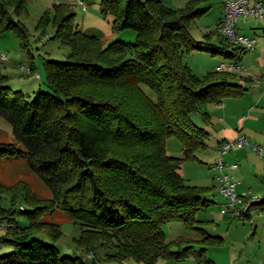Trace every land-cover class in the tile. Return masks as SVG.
Masks as SVG:
<instances>
[{"label": "trees", "instance_id": "1", "mask_svg": "<svg viewBox=\"0 0 264 264\" xmlns=\"http://www.w3.org/2000/svg\"><path fill=\"white\" fill-rule=\"evenodd\" d=\"M200 1L172 7L161 0H101L100 10L113 15V28L135 30L131 43H103L98 35L79 30L70 5L58 3L51 10L53 34L70 50L66 60H43L47 88L27 99L10 91L0 70V116L16 139L0 141V159L24 155L50 189V202L79 223L77 243L92 249L93 258L96 243L113 249L105 258L116 259L106 264H122L125 256L157 264L159 256L192 252V242L203 249L222 241L198 224L194 213L208 203L199 188L185 182L179 166L208 137L191 117L199 103L241 94L246 86L231 81L234 72L228 70L213 68L198 76L179 56L183 47H205L235 58L244 47L232 43L219 27L217 43H191L187 27L203 11ZM25 6L26 0H0V33L16 29L23 36L25 26L11 12H24ZM171 134L182 142L183 157L166 152L165 137ZM1 192L12 196L10 206L0 207L8 220L16 211L17 196L31 202L28 191ZM30 205L20 208L29 218L38 207ZM257 205L264 209L263 202ZM171 218L183 220L199 238L165 240L162 223ZM34 229L43 230L52 242L31 234ZM4 232L2 238L12 249L0 255V264H96L95 259L88 263L81 255L70 260L59 253L54 244L61 235L59 223L30 218L26 226L7 224ZM199 264H212V259Z\"/></svg>", "mask_w": 264, "mask_h": 264}, {"label": "rangeland", "instance_id": "2", "mask_svg": "<svg viewBox=\"0 0 264 264\" xmlns=\"http://www.w3.org/2000/svg\"><path fill=\"white\" fill-rule=\"evenodd\" d=\"M100 1L26 0V11L16 13L12 10V17L15 21L22 22L25 29L23 36L16 29H8L0 33V50L5 54L4 59L0 58V70L5 74L3 81L9 86L10 91L18 90L23 93L25 98L29 99L36 90L47 88L43 60L67 59L69 46L53 34L54 28L50 22L53 5L58 3L69 4L77 28L85 33L98 35L103 43L115 39L124 43L134 42L135 30L130 27L113 28V15L100 10ZM161 1L168 6L178 7L185 5L188 0ZM261 2L264 3V0ZM197 6L203 8V11L188 23L187 29L190 41L192 40L191 43L200 40L217 43L216 37L220 35L215 29L219 27L222 18V0H201ZM236 32L255 40L253 48L244 49L239 57H229L222 52H212L210 48L205 47H194L189 50L183 47V52L179 56L182 62L198 76L213 69L222 60H234L243 68V71H234L235 75L231 81L241 82L247 88L242 94L221 97L222 102L225 99L230 101L229 109L224 110L225 115L221 113L220 102L215 100L200 102L197 110L191 114L193 121L208 131V137L205 139L204 146L201 145L195 149L190 158H182L179 166V172L185 182L199 188L200 196L205 198L208 203L194 213V217L199 220L198 224L204 227L210 235H220L222 241L218 245H207L203 249L201 244L192 242V252L178 258L159 256L157 264H199L200 261L207 258L213 260L212 264H261L264 260V210L262 212L253 211L250 217L243 218L222 213L220 204L226 198L217 188L216 174L219 173V169L215 166V161L218 140L223 137L226 140L234 138L226 134L227 131H224L222 136V127L224 126L234 131L236 128H240L250 143L249 146H242L245 151H248V161L242 159V156L238 155L234 148H230L222 156L224 167L233 162L237 163L238 167L235 170L237 174L244 172L246 179L256 180L264 188V99L261 102H254L255 105H252L251 109V105H249L255 99L258 90L264 89V58H262L263 61L258 59L255 51L256 47L260 49L259 44L264 45V20L250 16H246L243 20L239 16ZM22 44H26L25 47ZM31 63L33 67L31 73L25 74L20 70V64L30 65ZM246 75L249 78H244ZM141 87L144 90H149L144 84ZM93 93L96 94L97 91H93ZM129 100L140 101L135 97H130ZM204 111H207L209 118ZM245 118L247 119L243 123ZM0 141L16 142L10 123L2 116H0ZM252 144L261 146L262 152L259 153L251 146ZM18 145L20 144L18 143ZM182 147V142L176 136L171 134L165 137V149L168 155L183 157ZM116 150H118L117 147ZM239 178L243 181L241 176ZM245 187V189L250 188L252 194L264 196V190H258L250 184ZM1 188H6L10 192L17 190L30 192L33 195H31L30 203L38 206L34 213H31L30 218L36 222L59 223L61 235L54 241V244L60 254L67 255L70 260L74 258L75 254H78L81 255L79 256L81 258H87L88 263L95 259L96 264L101 262L106 264L112 262V259H116L112 255L105 258L106 253L112 252L113 249L108 244L96 243L99 240L92 242V244L96 243L94 258L92 249H86L77 243L81 234L79 223L69 218L61 208L50 202V189L45 185L43 179L28 167L24 155L13 154L0 159ZM241 189V187L237 188V190ZM11 201L10 194L0 193V207L6 209L10 206ZM30 203L27 202L24 195H19L13 203L16 211L10 220L2 217L0 213V255L12 249V245L2 238L7 224L26 226L30 223L27 213L20 209H30ZM257 207L259 206L256 205L255 208ZM162 229L165 240L169 241L179 236L198 237L193 229H189L184 221L178 218L165 220L162 223ZM31 234L52 242L51 237L41 229H34ZM88 254H91L92 258L88 257ZM121 262L122 264H144L129 256L123 257Z\"/></svg>", "mask_w": 264, "mask_h": 264}, {"label": "built area", "instance_id": "3", "mask_svg": "<svg viewBox=\"0 0 264 264\" xmlns=\"http://www.w3.org/2000/svg\"><path fill=\"white\" fill-rule=\"evenodd\" d=\"M222 18L219 22V27L222 34L227 37L232 43L242 45L244 49L253 48L254 38H250L241 33L236 32L237 22L239 16L244 19L246 16L257 17L264 20V7L261 0H222ZM0 58L4 59L5 54L0 50ZM217 70H228V71H243V68L236 64L234 60H222L218 62L215 67ZM20 70L25 74L31 73L29 65L20 64ZM38 76V73H36ZM220 104L222 102L220 101ZM244 145H250L247 138L241 134L237 135L228 140H223L218 145L216 152L215 166L219 169V173L216 174L218 180L217 188L224 195L226 200L224 201L225 208L231 216L245 217L251 214L255 209L260 211V208L256 207L259 202L264 203V196L252 194L250 189L237 190L238 180L234 175L224 170V161L222 160L223 153L233 147H241ZM254 149H257L259 153L262 152L261 146L256 144L251 145ZM231 169L236 167V163L233 162L229 166ZM91 254H88L90 257ZM264 264V260L261 262Z\"/></svg>", "mask_w": 264, "mask_h": 264}, {"label": "crops", "instance_id": "4", "mask_svg": "<svg viewBox=\"0 0 264 264\" xmlns=\"http://www.w3.org/2000/svg\"><path fill=\"white\" fill-rule=\"evenodd\" d=\"M250 1H252V0H250ZM262 1V0H261ZM262 5H263V7H264V3L262 2ZM244 20V19H243ZM259 46H260V49H258V47H256L255 48V51L257 52L256 54H257V58L258 59H260V60H262V58H264V45H262V44H259ZM263 61V60H262ZM232 72H234V71H232ZM234 75H235V73H234ZM248 75H246V76H244V78H249V77H247ZM237 82V81H236ZM239 83H241V82H239ZM244 85V84H243ZM245 86V85H244ZM247 88V87H246ZM246 90V89H245ZM243 93V92H242ZM241 93V94H242ZM238 95V94H237ZM256 97H255V99L253 100V102H250L249 103V105H251L250 106V109L252 108V105H255V103L254 102H261L263 99H264V89H260V91L258 90V92L256 93V95H255ZM221 101V99L219 100V102ZM222 102V101H221ZM221 113L222 114H224L225 113V111L227 110V109H229V107H230V101L229 100H227V99H225L224 100V102H222V104H221ZM249 109V110H250ZM225 110V111H224ZM225 115V114H224ZM247 118H245L244 120H243V123H244V121L246 120ZM223 129H222V136H223V132L224 131H227V133L226 134H228V135H230L231 137H235L236 135H237V133H243L241 130H240V128L238 129V128H236V130L234 131L233 129H231V128H229V127H227V126H224V127H222ZM230 137V138H231ZM223 140H226L225 139V137H223V138H221V139H219L218 140V145L220 144V142L221 141H223ZM247 146H249V145H247ZM234 149H235V152L237 153L238 152V155H240V156H242V159H245L246 161H248L247 160V158H248V151H245L243 148H242V146L241 147H239V148H237V147H233ZM232 149V148H231ZM246 152V153H245ZM237 167H238V164L236 163V167L234 168V169H231V168H229V167H224L223 169L224 170H226V171H228V172H230V173H232L233 175H234V177L238 180V183H237V185H236V187L238 188V187H241L242 189H245L246 187V185L247 184H250L251 186H253L254 188H256V189H258V190H264V188L262 187V185H260V184H258V182L256 181V180H253V179H250V180H248V179H246V176L244 175V172H241V174H237L236 172H235V170L237 169ZM226 168V169H225ZM263 171H264V166H263ZM241 176V178H243V181L239 178ZM263 177V176H262ZM247 189H250V188H247ZM251 190V189H250ZM263 196V195H262ZM259 206V205H258ZM264 210V209H263ZM262 209L260 210V211H258V212H262L263 211ZM220 211L222 212V213H228L227 212V210H226V208H225V205H224V202L223 203H221L220 204ZM246 216H248V217H250V214L249 215H246ZM247 217V218H248ZM200 225V224H199ZM256 225V224H255ZM204 228V227H203ZM218 236V235H217ZM220 236V235H219ZM221 237V236H220ZM213 261V260H212Z\"/></svg>", "mask_w": 264, "mask_h": 264}]
</instances>
